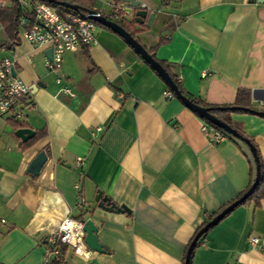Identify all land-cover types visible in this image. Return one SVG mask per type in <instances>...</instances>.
Here are the masks:
<instances>
[{"label":"crops","instance_id":"crops-1","mask_svg":"<svg viewBox=\"0 0 264 264\" xmlns=\"http://www.w3.org/2000/svg\"><path fill=\"white\" fill-rule=\"evenodd\" d=\"M136 1L148 15L130 28L147 49L170 36L156 57L190 97L225 106L248 89L264 111V4ZM113 6L95 1L103 15ZM97 37V45L64 56L61 74L75 97L60 93L44 67L46 51L19 39L14 51L0 54L16 59L17 75L30 88L42 84L31 90L33 105L23 121L0 117V264H43L48 237L67 217L92 220L105 252L79 256L67 246L64 264H183L197 229L251 185L243 149L230 140L211 143L201 117L165 98L167 84L121 37L102 28ZM11 42L0 24V44ZM231 120L264 162V118L232 114ZM21 128L44 134L25 147L28 141L15 134ZM42 151L48 161L32 176L27 170ZM76 185L86 199L84 212L76 209ZM98 192L128 211L101 209ZM193 264H264V199L219 222Z\"/></svg>","mask_w":264,"mask_h":264},{"label":"built area","instance_id":"built-area-1","mask_svg":"<svg viewBox=\"0 0 264 264\" xmlns=\"http://www.w3.org/2000/svg\"><path fill=\"white\" fill-rule=\"evenodd\" d=\"M112 1L114 11L108 15L109 20L114 22L121 19L133 20L136 8L122 0ZM180 1L182 0H161L165 6ZM17 2L25 12L21 17L18 38L27 42L35 50L53 51V58L51 60L46 58L44 67L49 73L56 76V84L60 88V93L75 97L74 86L66 84L65 78L61 74L64 56L67 53H76L83 47L97 45V33L101 27L79 13L62 16L53 6L39 0H17ZM6 7H9L8 4L0 0V10ZM16 46L17 44L14 42L9 45L0 44V54L12 52ZM16 64L15 58L0 57V117L12 122H21L26 118L27 110L32 107L33 101H31L30 86L17 75ZM14 71L16 76L13 75ZM163 96L167 99L176 98L170 89L164 91ZM201 131L209 137L211 143L218 144L228 140L221 131L206 123L202 125ZM78 164L82 165L84 161L78 159ZM76 191L78 192L76 209L84 212L86 199L82 195L80 185H76ZM85 237L82 218L67 217L61 223L58 231L48 237V248L43 264H53L55 257L58 256L59 250L54 249L58 239L60 243L71 247L76 255L91 254V250L85 243ZM251 244L260 247L261 242L259 239L253 238Z\"/></svg>","mask_w":264,"mask_h":264},{"label":"water","instance_id":"water-1","mask_svg":"<svg viewBox=\"0 0 264 264\" xmlns=\"http://www.w3.org/2000/svg\"><path fill=\"white\" fill-rule=\"evenodd\" d=\"M49 3L54 4L58 3L56 0H47ZM128 2L132 7L139 9L136 13L135 20L138 24H143L144 20L147 18V12L145 10H141V5L139 1L136 0H125ZM255 2L259 4H264V0H255ZM63 7L70 9L74 12H77L81 15H85L87 19L96 22L98 25L112 31L119 37H121L136 53L139 55L167 84V86L170 88V90L174 93L176 98L181 101L187 108H189L191 111L196 113L199 117L206 120L207 122L213 124L214 126L218 127L222 131H224L226 134L232 135L236 139L244 142L250 149L255 162H256V179L252 187L249 189V191L237 202L227 207L224 211H222L219 215H217L213 220H211L197 235V237L194 239V241L191 243V245L188 248L187 254H186V261L185 264L190 263V259L192 256V253L195 249V246L197 242L204 236L205 233H207L211 227L216 226L221 222L227 215H229L231 212H233L237 207H239L242 203H244L248 198L255 192V189L259 185V178L261 175V166L259 163V157L257 155V151L255 147L251 144V142L245 138H243L236 130L228 126L227 124L223 123L216 117H214L210 109L201 107L190 101L187 97H185L178 89L176 84L173 82L169 74L166 72V70L152 57V55L142 46L141 43H139L125 28L120 26L117 22L109 20L105 15L102 13H99L97 11L83 9L77 5L69 4V3H59ZM155 15L151 14L150 18H153ZM46 57L48 59L53 58V51L47 50L45 53ZM14 76H16V73L14 71ZM42 86L41 83H38L37 85H34L31 87V90L33 92L36 91L37 87ZM9 130V129H8ZM9 132V131H8ZM16 136L21 139L23 142H27L35 137V131L32 129L27 128H21L16 131ZM48 161V157L44 151L39 153L37 157L31 162L29 165V168L27 172L32 176H39L41 170L45 166V164ZM96 202L98 203V206L109 212H116V213H123L128 211L126 207L124 206H117L114 203H112L107 197H104L101 192H98L96 198ZM82 221L84 222V232L86 234L85 237V243L89 250L104 253V248L100 244L98 239V228L95 225V223L88 219L82 218Z\"/></svg>","mask_w":264,"mask_h":264},{"label":"trees","instance_id":"trees-1","mask_svg":"<svg viewBox=\"0 0 264 264\" xmlns=\"http://www.w3.org/2000/svg\"><path fill=\"white\" fill-rule=\"evenodd\" d=\"M1 1H3V2H7L8 1L10 3V6L9 7H6V8H3L2 10H0V24L3 27V30H4L7 38L10 41H12V42H14V43L17 44V43H19L18 34H19V27H20L21 17L24 15L25 12L22 9V7L18 4L17 0H1ZM39 1L44 2V3H47V4L51 5V6H53L57 10V12L59 14H61L62 16H66L68 14H73V13H77V12H74V11H72L70 9H67V8L63 7L59 3H69V4L77 5V6L81 7V8H83V9H88V10H93V11L99 12L98 10L95 9V1L96 0H56V2H58V3H54V4L49 3L47 0H39ZM106 17H108V16H106ZM135 17H136V15H135ZM135 17L133 18V20H130V21L129 20L121 19V20L117 21V23L120 26H122L123 28H125L139 43H141L136 38L135 32L132 31V29L130 28V26H132V25H138V23L135 20ZM100 27L102 29H104V30H108V29H106V28H104L102 26H100ZM173 27H174V25L173 24H170V28H173ZM110 32H112V31H110ZM173 32H174V30H171L170 35ZM169 40H170V36L168 38H161L160 41H159V44H158L157 48L159 46H162V45L167 44L169 42ZM157 48H154V49H147V48H145V49L166 70V72L169 74V76L171 77V79L173 80V82L178 87L179 91L185 97H187L190 101H192L193 103H195L196 105L201 106V107H204V108H207V109H210V112H211V114L214 117H216L217 119H219L223 123L227 124L228 126H230L231 128H233L234 130H236L243 138L249 140L251 142V144L255 147V149L257 151V155L259 157V163H260V166H261V175H260V178H259V185L255 189V192L248 198V200H246L240 206H244V205L248 204L251 201H255L256 203H259L262 199H264V162H263V159H262L261 154H260L257 146L255 145L254 141L243 132L242 127L240 125L235 124L231 120V115L232 114H250V115H256V116H260V117L264 118V111L258 110L257 108H255V106L252 103L251 90H248V89H239L238 92H237V95H236L235 102L233 104H231V105H225V106H213V105L206 104L205 102L201 101L200 99H194V98L190 97L185 92V90L183 89V86H182L181 82L178 80L177 76H175L172 73L170 66L166 62L161 61V60H159L156 57ZM140 59H142V58L140 57ZM167 88L170 89L169 87H167ZM202 120L206 124H208V125L214 127L215 129L221 131L222 134L228 140L236 143L241 149H243L245 155L249 159V163H250V167H251L252 182H251V185L249 186V188L243 194H241L237 199H235L229 205L223 207L219 212L211 215L209 217V219L201 227H199L197 229L195 235L193 236V238L191 240V243L197 237V235L199 234V232L211 220H213L217 215H219L227 207H229L230 205L234 204L239 199H241L249 191V189L252 187V185L254 184L255 179H256V162H255V159H254V157H253V155H252L249 147L244 142L236 139L232 135L226 134L224 131H222L218 127L214 126L213 124L207 122L204 119H202ZM43 134H44L43 132L38 133L33 139H31L30 141H28V143H25L24 146L25 147L31 146L36 141H38L43 136ZM213 228H215V226L214 227H211L210 230L207 233H205L204 236H202V238L197 242V244L195 246V249H194V251L192 253V256H191V259H190V263L189 264H193V259H194L195 252L204 244L207 235L209 234V232ZM191 243H190V245H191ZM66 248H67V246L64 245V244H62V243H60V240L58 239L57 242H56V244H55L54 249H58L59 252H58V256L55 257V259L53 261V264H64V256H65ZM185 261H186V255H185L184 263L183 264H185Z\"/></svg>","mask_w":264,"mask_h":264},{"label":"rangeland","instance_id":"rangeland-1","mask_svg":"<svg viewBox=\"0 0 264 264\" xmlns=\"http://www.w3.org/2000/svg\"><path fill=\"white\" fill-rule=\"evenodd\" d=\"M8 2V1H7Z\"/></svg>","mask_w":264,"mask_h":264}]
</instances>
